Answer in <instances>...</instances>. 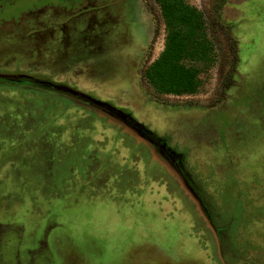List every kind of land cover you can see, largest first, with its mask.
<instances>
[{
	"label": "rangeland",
	"instance_id": "obj_1",
	"mask_svg": "<svg viewBox=\"0 0 264 264\" xmlns=\"http://www.w3.org/2000/svg\"><path fill=\"white\" fill-rule=\"evenodd\" d=\"M184 2L208 56L165 93L155 0H0V264H264V0Z\"/></svg>",
	"mask_w": 264,
	"mask_h": 264
},
{
	"label": "trees",
	"instance_id": "obj_2",
	"mask_svg": "<svg viewBox=\"0 0 264 264\" xmlns=\"http://www.w3.org/2000/svg\"><path fill=\"white\" fill-rule=\"evenodd\" d=\"M165 24L163 49L144 70L146 82L165 93H189L196 85V69L184 60L200 62L208 56L209 41L201 14L184 0H155Z\"/></svg>",
	"mask_w": 264,
	"mask_h": 264
},
{
	"label": "water",
	"instance_id": "obj_3",
	"mask_svg": "<svg viewBox=\"0 0 264 264\" xmlns=\"http://www.w3.org/2000/svg\"><path fill=\"white\" fill-rule=\"evenodd\" d=\"M125 130H128V128L127 127H125ZM131 129H129V134L130 135H132L133 137H135L136 138V140L137 141H142L143 143H147V141H145L143 138H141L139 135H137L134 131H130ZM148 144V143H147ZM151 152H152V149H151ZM152 157H154V153H153V156ZM161 162H163V161H161ZM163 164H164V166H165V168H166V170H167V172H169L170 174H173V176H175V177H177V179L179 178L177 175H176V173H175V171H173V169L169 166V164L167 163V162H163ZM179 180V184H180V186H181V188L195 201V207H196V209L197 208H199V211H198V209H197V211H198V213H199V215L202 217V219L205 221V223L207 224V226L210 228V229H212V226H211V224H210V221H209V218H208V216H207V214H206V212L203 210V208L200 206V204L197 202V200L195 199V197L193 196V194L191 193V192H189L188 191V189L186 188V186L184 185V183L182 182V181H180V179H178ZM189 197V198H190ZM192 200V201H193Z\"/></svg>",
	"mask_w": 264,
	"mask_h": 264
},
{
	"label": "flooded vegetation",
	"instance_id": "obj_4",
	"mask_svg": "<svg viewBox=\"0 0 264 264\" xmlns=\"http://www.w3.org/2000/svg\"><path fill=\"white\" fill-rule=\"evenodd\" d=\"M128 1H129V0H123L124 3H127ZM124 116H125V115H124ZM110 119L113 120L114 122H117L118 125H121V126H122V125H123V126L125 125V124H123L124 122L122 123L121 121H118L115 117H111V116H110ZM125 127H127V126H125ZM127 128H128V127H127ZM133 131H134L137 135H139V133H137L135 130H133ZM147 135L150 136V138H152L155 142H157L158 146L160 147V142L158 141V139L153 138V137H152L151 135H149V134H147ZM139 136H140V135H139ZM140 137H141V136H140ZM141 138H142V137H141ZM144 140L147 141L148 144L146 143V144H147V146H146V145L141 141L142 144H144V145L149 149V151H151V149H152V152L155 153V154H154V157H156V158L159 160V162H160V161L166 162L165 159H163V157H162L161 155L158 154L159 152H158L157 148H156V147H155V146H154L149 140H147V139H144ZM153 153H152V156H153ZM163 162H162V163H163Z\"/></svg>",
	"mask_w": 264,
	"mask_h": 264
}]
</instances>
